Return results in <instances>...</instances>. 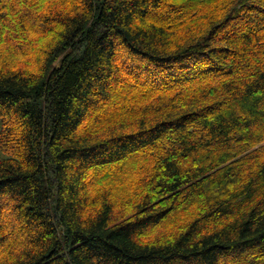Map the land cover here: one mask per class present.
<instances>
[{
  "label": "trees",
  "instance_id": "16d2710c",
  "mask_svg": "<svg viewBox=\"0 0 264 264\" xmlns=\"http://www.w3.org/2000/svg\"><path fill=\"white\" fill-rule=\"evenodd\" d=\"M0 264H264V0H0Z\"/></svg>",
  "mask_w": 264,
  "mask_h": 264
}]
</instances>
